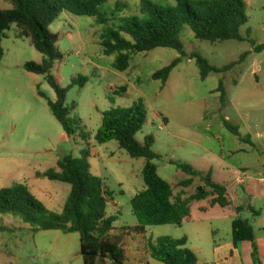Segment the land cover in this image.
<instances>
[{
	"label": "rangeland",
	"instance_id": "rangeland-1",
	"mask_svg": "<svg viewBox=\"0 0 264 264\" xmlns=\"http://www.w3.org/2000/svg\"><path fill=\"white\" fill-rule=\"evenodd\" d=\"M118 1L129 5L120 16L137 11L139 0H106L102 10L109 12ZM244 2L248 21L241 33L246 40L201 41L184 26L180 40L186 56L171 70L165 83L152 79V74L179 55L174 49L133 53L129 67L119 72L113 67L116 54L105 55L100 45L103 25L92 16L62 12L49 26L59 35L56 46L61 53L51 72L60 86L67 88L65 105L79 125L73 137L66 136L50 111L47 101L55 100V92L44 76L23 68L26 61L39 63L42 55L29 38L17 36V27L12 24L1 42L0 189L22 183L47 210L60 213L70 185L50 180L42 173L58 170L59 159L79 157L88 146L90 169L103 180L109 193L106 211L109 215L118 213L113 232L137 224L130 200L144 188L141 170L145 160L131 158L116 140L103 144L94 140L103 111L113 106L130 107L137 100L144 103L147 117L136 139L143 143L146 136H153L152 150L161 155L153 163L159 176L170 184L173 195L188 196L202 182L195 179L188 187L180 186L188 175L169 161L188 163L201 171L209 162L207 150L224 155L233 164L248 163L251 175L264 178V49L255 48L264 45V0ZM11 7L8 1L0 0L1 10ZM192 53L200 54L216 68L232 64L226 71L202 78L195 58H189ZM219 83L225 92L224 105L220 91H215ZM223 119L237 125L243 135L248 134L252 143L240 141L223 125ZM80 132L89 138L83 139ZM255 184L257 193L263 191L262 183ZM236 192H243L240 185ZM196 204H191V213L198 221L147 226L144 235L127 237V264H135L137 254L139 261L164 264L148 254L147 243L167 236H185L186 246L199 258L196 264H214V255L222 257L220 254L231 243V218L218 206L203 212ZM252 206L260 211L259 215L245 209L240 216L258 233L264 226V200L257 198ZM215 245L217 254L213 253ZM233 251L231 247L227 256ZM0 264H83L79 233L33 231L19 215L1 213ZM105 264L112 263L107 260ZM217 264H226V260Z\"/></svg>",
	"mask_w": 264,
	"mask_h": 264
},
{
	"label": "trees",
	"instance_id": "trees-1",
	"mask_svg": "<svg viewBox=\"0 0 264 264\" xmlns=\"http://www.w3.org/2000/svg\"><path fill=\"white\" fill-rule=\"evenodd\" d=\"M5 1L11 3L12 7L8 10L0 9V63L3 57L1 42L5 31L15 24L17 36L29 38L32 46L42 55L41 62L26 61L23 68L43 75L55 92V100H48L47 103L67 137H73L79 130V125L70 117L65 105L67 88L60 86L51 72L55 62L61 58V53L56 46L59 35L49 28L62 12L92 16L98 24L103 25L100 45L105 55L116 54L113 67L119 72H124L129 67L133 53L154 48L174 49L179 55L152 74V79L162 83L167 81L171 70L186 56L180 40V32L184 26L192 31L195 39L201 41L213 43L246 40L241 33L248 21L244 0H174L172 5L139 0L137 11L126 16L120 15L129 5L119 1L109 12L101 7L106 0ZM255 48L259 51L264 49V45H257ZM192 57L196 60L202 78L213 72L226 71L232 64L216 68L198 53H192L189 58ZM120 90L125 89L122 87ZM215 91H220V102L224 105L223 85L219 83ZM146 117L147 111L141 100L135 101L130 107L113 106L102 112L101 124L94 134L97 143L116 140L131 158L145 160L141 170L144 188L130 200L131 212L137 224L124 225L113 232V222L118 213L109 215L106 211L109 193L103 180L90 169L88 146L81 151L79 157L67 155L59 159L56 163L58 170L49 169L42 173V176L50 180L70 185L67 200L60 213L50 212L30 193L26 185L15 183L0 189V214L19 215L33 231L79 233L83 264H105L107 260L112 264H127L124 251L127 237L144 235L147 226H179L189 221L192 202L204 200L206 203L199 208L201 211L215 206H232L226 185L214 181L209 172L203 173L188 163L170 160V164L176 165L188 175L179 182L180 186L188 187L195 179L202 182L188 196L173 195L170 184L159 176L157 166L153 163L154 159L161 158L160 154L152 150L153 136H146L143 143L136 139ZM223 125L240 141L249 143V135H243L237 125L231 124L227 119H223ZM79 136L85 140L89 138L81 132ZM244 208L249 209L254 216L260 213L249 204L235 207L237 215L231 222L232 249H236L242 241L250 242L253 264H261L253 226L238 215ZM186 244L185 236L178 239L161 237L156 242L149 240L147 251L153 259L164 264H196L198 258ZM136 264L149 263L139 261Z\"/></svg>",
	"mask_w": 264,
	"mask_h": 264
},
{
	"label": "crops",
	"instance_id": "crops-1",
	"mask_svg": "<svg viewBox=\"0 0 264 264\" xmlns=\"http://www.w3.org/2000/svg\"><path fill=\"white\" fill-rule=\"evenodd\" d=\"M41 62V61H40ZM166 121V120H164ZM250 140V138H249ZM251 140L249 141V143ZM252 143V142H251ZM256 147V146H254ZM205 150H207L205 147H203ZM240 150H242L240 148ZM209 157V162L205 168H202L201 172L207 173L209 172L211 175V178L219 183H222L226 185L227 191L229 193V196L232 200V206L227 207V208H222V213L228 214V216L231 218L230 222H232L233 218L237 215L235 212V207L236 206H241L243 204L247 205H253L255 199H263L264 200V178L261 177L259 174L251 175L249 173L250 165L248 163L244 164H233L231 162H227L225 160L224 155L222 154H217L213 151L207 150ZM255 182H260L263 184V191L261 190L260 192L259 189H257V184ZM241 186L243 189L242 193L236 192V188L238 186ZM229 190H232V194H230ZM194 204V202H192ZM191 203V204H192ZM201 206H205V203L200 204V202L196 204V207L198 210ZM253 207V206H252ZM212 207L208 208L207 210L211 209ZM247 208H244L245 210ZM207 210L203 211L206 212ZM242 210V211H243ZM241 211V212H242ZM239 212V216L240 213ZM198 221V218H194L191 213V219L189 220L190 222ZM254 233H255V242L258 246V252H259V259L260 263L264 264V226H261L258 229V233L256 229L253 227ZM215 251H218V246L215 245ZM232 247V239L231 243L229 245V248L227 250L222 251L220 256L216 258L214 255V264L216 263H221L222 260H226V264H253L252 258H251V244L248 241H242L238 243L237 248L234 249L233 253H229V256H227V251L229 252ZM217 254V253H215ZM136 263L139 262V255H136ZM128 259V257H127ZM135 260V259H134ZM199 261V258L198 260Z\"/></svg>",
	"mask_w": 264,
	"mask_h": 264
}]
</instances>
